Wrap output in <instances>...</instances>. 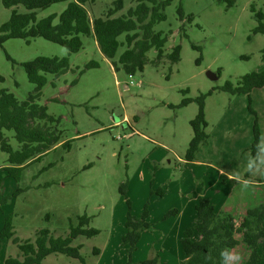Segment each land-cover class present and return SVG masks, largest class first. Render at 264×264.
Masks as SVG:
<instances>
[{
  "label": "rangeland",
  "instance_id": "1",
  "mask_svg": "<svg viewBox=\"0 0 264 264\" xmlns=\"http://www.w3.org/2000/svg\"><path fill=\"white\" fill-rule=\"evenodd\" d=\"M115 1L88 5L91 18L105 16ZM123 1L124 9L116 18L137 5L136 0ZM180 3L187 16H194L185 25L188 38L179 33ZM253 4L256 11L264 12V0H235L232 7L218 0H175L166 9L167 20L154 30L166 35L172 32L166 54L180 45V62L171 65L164 60L153 65L157 57L153 49L147 54L144 71L131 77L116 72L92 38L84 39V50L78 54L40 38L31 44L10 40L0 48V76L4 78L0 92L8 91L20 101L34 92L23 63L40 56L69 58L71 71L55 87L53 76H47L40 104L62 119L65 140L72 141L70 151H53L30 166L19 182L8 178L6 171L0 172V197L19 190L16 198L0 204V226L13 214L16 237L34 242L42 229H49L54 237H69L71 222L77 224L79 216H86L87 228L99 231L97 236L80 237L73 243L74 247L82 245L86 264H143L157 255L160 264H185L189 258L185 260L183 253L179 258L169 246L177 241L182 250L179 239L194 224L199 201L208 199L219 219L231 223V230L217 238L221 252L227 249L241 257L239 261L225 259V264H250L244 244L229 248L228 243L254 232L256 218L251 213L264 208V88L252 93L262 133L258 158L250 150L256 116L249 111L248 98L231 96L220 88L264 71V35L253 34L257 26ZM66 7L58 4L39 16L59 15ZM19 12L26 10L20 6ZM10 17L11 11L0 0V27ZM124 40L125 36L119 38ZM193 44L201 50H194ZM125 50L121 47L118 57ZM92 61L101 63V68L81 74ZM208 72L218 79H209ZM209 93L205 100L208 141L189 163L190 121L197 116L198 104L179 106L186 98ZM49 165L53 166L43 171ZM10 166L0 150V168ZM126 183L132 215L142 219L147 209L146 222L151 225L131 255L130 245L122 240L129 206L120 186ZM173 210L177 214L165 218ZM228 251H224L225 258ZM260 252L264 255V244ZM19 255L12 241L0 245V259ZM45 264L82 263L55 254Z\"/></svg>",
  "mask_w": 264,
  "mask_h": 264
},
{
  "label": "trees",
  "instance_id": "2",
  "mask_svg": "<svg viewBox=\"0 0 264 264\" xmlns=\"http://www.w3.org/2000/svg\"><path fill=\"white\" fill-rule=\"evenodd\" d=\"M98 0H2L3 6L11 11L9 20L0 27V48L10 40H22L31 44L40 38L47 42L59 45L69 54H78L84 49V39L92 38L103 55L116 72L123 71L128 76H134L143 72L149 63L148 52L155 50L157 53L153 65H159L167 60L171 65L181 60V46H174L170 54H166V45L170 40L169 35L156 32L155 26L167 20L166 9L175 0H136L137 5L128 11L123 17H114L124 9V1L116 0L113 8L101 18H91L88 5H93ZM226 3L228 7L235 4V0H218ZM58 4H67L61 14H51L46 18L40 17V12L50 9ZM22 6L25 13L19 12ZM251 11L257 22L253 30L254 35H264V12L256 11L255 5H251ZM177 16L182 26L179 28L181 37L188 38L186 23L194 21L193 15H186L183 4L177 9ZM125 36L124 42L119 38ZM121 47L126 50L118 57ZM194 50L200 51V47L192 45ZM11 61L10 57L7 56ZM199 59L198 62H200ZM28 81L34 85V92L26 101L18 100L8 91L0 92V150L8 156L11 165L3 170L7 177L19 182L23 173L30 166L41 162L50 153L61 148L70 151L72 141H66L61 129L62 119L49 114L48 108L40 104L42 92L48 84V75L57 80L71 71L69 58L40 56L32 61L22 64ZM101 63L92 61L85 66L81 74L92 69H100ZM220 76V73H219ZM4 78L0 76V82ZM55 87V81L53 82ZM264 88V71L252 72L241 77L235 84L227 82L220 88L231 96H246L249 102V111L255 115L253 127V140L251 146L252 155L258 158L261 151L262 133L258 123L256 112L252 105V93ZM185 94L187 92H184ZM201 95L196 99L186 98L179 108L187 107L191 103L198 104L197 116L190 121L193 129V138L186 154L187 162H194L202 145L208 141L206 129L205 100L208 96ZM172 107V106H171ZM173 108V107H172ZM16 142L14 145L13 142ZM53 165L43 169L48 170ZM128 184L120 186L121 195L126 197L129 212L125 223L127 233L123 236V244L130 245V255L136 250L137 244L144 231L151 225L146 222L147 209L142 219L135 218L131 213L132 203L127 197ZM19 190L11 196L0 197V204H5L16 198ZM196 220L187 228L181 246L184 256L189 260L185 264H225L221 257V249L217 238L231 230V223L221 221L215 211V207L208 199H201L196 206ZM177 210L168 213L165 218L176 215ZM256 218L254 232H245L240 240L230 239L229 248L244 244L250 254V264H260L264 261V255L260 250L264 244V208L251 213ZM14 217L6 216L3 228L0 231V244L12 241L20 251V256L8 257L0 260V264H45L48 256L60 254L86 264L82 256V245L74 247L73 243L80 237L92 238L99 235V231L89 229V219L79 216L77 224L71 222L69 237H54L49 229H42L36 233L34 242L21 241L16 237ZM215 255H212V252ZM132 257V256H131ZM159 255L153 260L143 264H160Z\"/></svg>",
  "mask_w": 264,
  "mask_h": 264
},
{
  "label": "crops",
  "instance_id": "3",
  "mask_svg": "<svg viewBox=\"0 0 264 264\" xmlns=\"http://www.w3.org/2000/svg\"><path fill=\"white\" fill-rule=\"evenodd\" d=\"M94 40V39H93ZM94 42H95V40H94ZM95 48L97 49L98 48V46H97V43L95 42ZM99 49V48H98ZM84 50V49H83ZM62 77V76H61ZM60 77V78H61ZM54 78V77H53ZM60 78H58L57 80H54L55 81V84L60 80ZM5 168V167H4ZM3 167L2 168H0V172H3V169H4ZM7 178V177H6ZM3 214V213H2ZM6 213H4L3 214V216L5 215ZM17 215V214H16ZM2 228H3V224H2V226H0V231L2 230ZM181 239L182 238H180L179 240L181 241ZM168 240H170V238H168ZM172 241V240H171ZM8 241H5V242H3V243H1L0 245H3L4 246V244H6ZM169 242V241H168ZM173 242V241H172ZM168 244V243H167ZM174 244H175V241H174ZM181 245V244H180ZM170 248L169 249H173V251H174V253L179 257V258H181V257H183V255H182V253H183V251L180 249V247H179V242H177L176 241V244L175 245H173V246H169ZM178 248H179V250H180V252L178 253ZM4 250H2V252H3ZM96 253H98V251H96ZM260 253H262V252H260ZM20 256V255H19ZM18 256V257H19ZM52 256V255H51ZM48 257H50V256H48ZM47 257V258H48ZM4 258H6V257H4ZM4 258H1L0 260H2V259H4ZM186 259H188V257H185V260ZM46 260V259H45ZM260 264H264V261L263 262H261Z\"/></svg>",
  "mask_w": 264,
  "mask_h": 264
},
{
  "label": "clouds",
  "instance_id": "4",
  "mask_svg": "<svg viewBox=\"0 0 264 264\" xmlns=\"http://www.w3.org/2000/svg\"><path fill=\"white\" fill-rule=\"evenodd\" d=\"M224 251H228L227 249L223 250L221 252V257L222 259H227L230 261H239L241 259V257L238 254H233L232 252L228 251V256L225 258L224 257Z\"/></svg>",
  "mask_w": 264,
  "mask_h": 264
},
{
  "label": "water",
  "instance_id": "5",
  "mask_svg": "<svg viewBox=\"0 0 264 264\" xmlns=\"http://www.w3.org/2000/svg\"><path fill=\"white\" fill-rule=\"evenodd\" d=\"M207 76L209 77V79H211L212 81H216L218 79V75L212 72H208Z\"/></svg>",
  "mask_w": 264,
  "mask_h": 264
},
{
  "label": "built area",
  "instance_id": "6",
  "mask_svg": "<svg viewBox=\"0 0 264 264\" xmlns=\"http://www.w3.org/2000/svg\"><path fill=\"white\" fill-rule=\"evenodd\" d=\"M131 77V76H130Z\"/></svg>",
  "mask_w": 264,
  "mask_h": 264
}]
</instances>
